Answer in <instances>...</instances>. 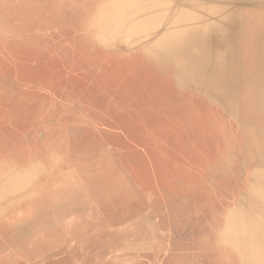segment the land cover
Returning a JSON list of instances; mask_svg holds the SVG:
<instances>
[{"label":"rangeland","instance_id":"1","mask_svg":"<svg viewBox=\"0 0 264 264\" xmlns=\"http://www.w3.org/2000/svg\"><path fill=\"white\" fill-rule=\"evenodd\" d=\"M53 1L0 0V27L11 32L4 40L33 52L26 61L34 67H0V157L25 164L32 156L34 169L61 172L35 200L6 206L16 213L1 218L0 264H52L50 256L81 242L78 257L88 264H192L202 250L213 263L200 264H220L216 230L248 175L236 156L240 132L217 104L179 88L170 73L147 71L139 56L112 60L84 48L79 7H60V20L46 23ZM134 61L144 68L130 72ZM168 116L186 130L206 128L203 148L169 157ZM222 157L231 172L211 184ZM76 255L58 263H74Z\"/></svg>","mask_w":264,"mask_h":264},{"label":"bare ground","instance_id":"2","mask_svg":"<svg viewBox=\"0 0 264 264\" xmlns=\"http://www.w3.org/2000/svg\"><path fill=\"white\" fill-rule=\"evenodd\" d=\"M60 7L82 10L79 21L85 29L81 36L84 48L112 60L113 56H139L147 71L156 69L160 74L170 73L179 88L197 92L217 104L238 129L241 139L236 156L243 158L240 167L246 168L248 175L243 191L216 230L215 240L223 249L216 261L220 264H264V0H54L51 5L53 16L45 18L46 23L54 24L60 20ZM3 26L0 27V67L12 62L34 70L26 61L33 52L5 41L11 32ZM108 64L104 60L98 61L99 69L103 71L108 69ZM129 68L130 72L136 73L144 67L134 61ZM170 117L168 133L173 138L168 145L169 157L177 159L203 148L208 140L204 133L206 128L197 130L192 124L186 130ZM3 125L0 122L1 133ZM28 138L35 143L33 132ZM47 147L52 149L49 143ZM13 156L0 157V227L3 216L16 213L6 211V206H13L19 197L25 198L26 202L35 200L61 174L51 175L41 168L34 169L38 166L32 156H27L31 158L25 164H17ZM145 165L150 167V161ZM231 169L229 161L222 157L211 167V184L227 178ZM144 185L150 193L152 186ZM22 238L23 233L17 234L18 242ZM84 243L62 249L48 261L59 264L61 259L76 253L74 263L65 261L62 264H88L87 260L78 257ZM186 255L181 254L180 260ZM211 255L202 250L196 255L195 262H191L213 263Z\"/></svg>","mask_w":264,"mask_h":264}]
</instances>
